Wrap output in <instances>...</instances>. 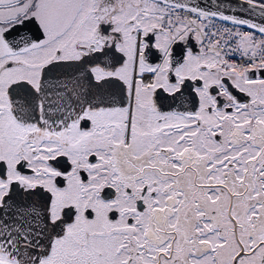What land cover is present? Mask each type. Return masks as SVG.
I'll return each mask as SVG.
<instances>
[{
    "label": "snow or ice",
    "instance_id": "1",
    "mask_svg": "<svg viewBox=\"0 0 264 264\" xmlns=\"http://www.w3.org/2000/svg\"><path fill=\"white\" fill-rule=\"evenodd\" d=\"M238 7L0 0V264H264V0Z\"/></svg>",
    "mask_w": 264,
    "mask_h": 264
},
{
    "label": "water",
    "instance_id": "2",
    "mask_svg": "<svg viewBox=\"0 0 264 264\" xmlns=\"http://www.w3.org/2000/svg\"><path fill=\"white\" fill-rule=\"evenodd\" d=\"M192 3L199 2L202 6H208V5H216L221 4L223 5V9L226 11V14H235L240 18H247V19H253L254 22L259 19L258 15L254 18L252 16H249L247 13H242L239 10V0H191ZM246 7V5H245Z\"/></svg>",
    "mask_w": 264,
    "mask_h": 264
},
{
    "label": "flooded vegetation",
    "instance_id": "3",
    "mask_svg": "<svg viewBox=\"0 0 264 264\" xmlns=\"http://www.w3.org/2000/svg\"><path fill=\"white\" fill-rule=\"evenodd\" d=\"M193 46L195 47V42H193ZM62 71H71V69L62 70ZM236 95H237L242 101L246 99L242 94L236 93Z\"/></svg>",
    "mask_w": 264,
    "mask_h": 264
},
{
    "label": "built area",
    "instance_id": "4",
    "mask_svg": "<svg viewBox=\"0 0 264 264\" xmlns=\"http://www.w3.org/2000/svg\"><path fill=\"white\" fill-rule=\"evenodd\" d=\"M218 23H220V22H218Z\"/></svg>",
    "mask_w": 264,
    "mask_h": 264
}]
</instances>
